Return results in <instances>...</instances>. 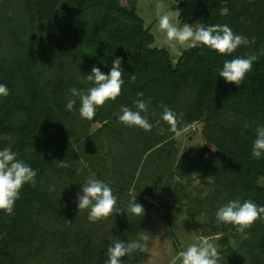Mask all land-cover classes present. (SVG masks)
I'll use <instances>...</instances> for the list:
<instances>
[{"label": "trees", "instance_id": "trees-1", "mask_svg": "<svg viewBox=\"0 0 264 264\" xmlns=\"http://www.w3.org/2000/svg\"><path fill=\"white\" fill-rule=\"evenodd\" d=\"M138 2L0 0V83L9 90L0 97V150L10 148L37 173L36 187H23L10 218L0 213V264H104L113 241L141 239L150 210L146 195L160 196L170 218L188 206L201 235L206 224L222 232L218 264H264V218L244 239L215 216L235 199L264 206V156H251L256 129L264 126V0H198L201 23L227 25L250 44L231 55L188 47L178 58L154 45ZM250 53L258 60L241 85L218 75L225 60ZM115 58L124 81L117 99L97 108L92 120L81 118L78 98L68 111L70 89L93 86L86 81L93 66L109 74ZM149 98L141 114L151 131L119 121L121 106L136 111L133 102ZM162 105L177 114L175 133L161 119ZM201 119L206 141L181 151L178 135ZM102 135L115 143L114 168L92 156ZM197 175L213 178L204 197L191 193ZM91 176L111 187L116 209L136 196L144 216L126 222L114 211L90 222L88 210L79 213L77 195ZM113 221L119 228H103Z\"/></svg>", "mask_w": 264, "mask_h": 264}, {"label": "clouds", "instance_id": "clouds-1", "mask_svg": "<svg viewBox=\"0 0 264 264\" xmlns=\"http://www.w3.org/2000/svg\"><path fill=\"white\" fill-rule=\"evenodd\" d=\"M155 7L159 31L164 34L166 45L170 51L179 52V49L186 45L189 47L205 46L220 55H231L241 45L248 46L250 44L247 37L235 34L227 25H205L204 23L195 25L183 23L181 25L179 9L165 11L163 4L159 2ZM254 42L255 38L253 37L251 43ZM257 60L258 56L255 53L247 54L246 57L225 60L222 69L218 70V75L223 77L227 83L241 85L246 74L251 71L253 63ZM121 64V59L115 58L112 61L109 74H104L99 67L93 66L91 74L86 75V81L93 86L86 90L71 88L66 109L72 111L78 98L81 118L92 120L97 108L103 107L108 101H115L121 94L124 84ZM135 79L136 75H131L133 82ZM8 94L7 86L0 83V97H6ZM143 95L142 92L137 93L138 97L142 98ZM150 103V98L135 100L133 105L138 109L136 111L127 106H121L119 121L127 127H139L146 132L151 131L152 123L141 114L147 112V106ZM162 108L161 119L168 124L169 131L175 133L177 114L167 106L162 105ZM156 123L159 124L160 121L158 120ZM213 151L215 150L213 149ZM251 156L257 160L264 156V126L256 129V139L252 145ZM58 163L61 167H66L64 161ZM36 176V171L18 159L17 154L10 148L0 150V211L9 216L12 215L15 202L20 198L23 187L26 184L36 187ZM54 190L53 187L49 188V192ZM81 192L82 195H77L79 213L88 210V220L92 223L106 220L114 211L116 213L126 211L130 220L132 217L144 216V208L137 202L136 196L132 197L126 210L116 209L117 198L111 187L95 176L86 180ZM215 216L218 223L235 226L237 232L247 239L249 234L246 230L250 229L256 220L264 218V206H258L251 200L241 202L239 199H235L220 207ZM147 240L148 237L144 236L141 240L113 241L105 253L107 259L104 264H123L121 258L127 256L131 259L133 253L145 252L148 247ZM176 259L181 260V264H218V252L212 242L201 237L197 243L180 251Z\"/></svg>", "mask_w": 264, "mask_h": 264}, {"label": "rangeland", "instance_id": "rangeland-1", "mask_svg": "<svg viewBox=\"0 0 264 264\" xmlns=\"http://www.w3.org/2000/svg\"><path fill=\"white\" fill-rule=\"evenodd\" d=\"M126 3V0H124ZM161 3L164 6L165 11L177 10L181 12L180 24L187 23L189 25H195L201 23L198 16V0H139L138 12L145 19L146 25L151 27L152 32L155 34L156 40L154 45L160 47H167L165 42V36L159 31L158 17L155 5ZM184 46L179 49V52H174L176 58H178L182 50L188 48ZM101 123L97 122L93 128L100 126ZM204 122L203 119L195 120L193 123L186 126V128L178 135L179 147L181 151H184L188 146L193 144H202L206 141L203 135ZM117 152L115 143L110 138L102 135L100 141L95 146V150L92 152L94 159L99 160L103 165H109L114 168V156ZM260 183L264 185V176L260 178ZM214 187L213 178L211 176H199L197 175L194 180V185L191 186V193L193 195L200 194L206 196V194ZM148 197V205H150L149 214L143 230L140 232V237L147 236L146 241L148 247L145 252L133 253L131 261L133 264H181V260L176 259L180 251L186 250L191 244L197 243L201 237L207 238L212 242L217 251L223 247L221 244L222 232H213L208 224L205 225L204 234H200V220L194 219L188 212L187 207L184 206L183 211H179L178 214L172 218L167 216L163 209V202L160 196L153 197L152 195H146ZM143 208L145 207L142 205ZM127 206L123 208L126 210ZM7 218H10L5 212ZM115 216L118 213H114ZM123 219L128 222L129 216L126 211L121 213ZM112 225L119 228L118 223L113 221L109 225L103 227L111 228ZM5 229L0 228V239L3 237ZM141 240V239H139ZM143 242V241H142Z\"/></svg>", "mask_w": 264, "mask_h": 264}]
</instances>
